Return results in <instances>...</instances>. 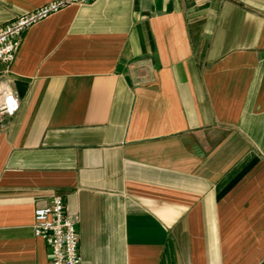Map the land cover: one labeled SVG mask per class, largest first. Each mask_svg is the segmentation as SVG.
Returning a JSON list of instances; mask_svg holds the SVG:
<instances>
[{
  "label": "crops",
  "instance_id": "crops-1",
  "mask_svg": "<svg viewBox=\"0 0 264 264\" xmlns=\"http://www.w3.org/2000/svg\"><path fill=\"white\" fill-rule=\"evenodd\" d=\"M51 1L0 0V27ZM6 77L0 264H50L57 196L84 264L264 262V0L70 5Z\"/></svg>",
  "mask_w": 264,
  "mask_h": 264
},
{
  "label": "built area",
  "instance_id": "built-area-1",
  "mask_svg": "<svg viewBox=\"0 0 264 264\" xmlns=\"http://www.w3.org/2000/svg\"><path fill=\"white\" fill-rule=\"evenodd\" d=\"M95 1L54 0L0 27V134L3 132L4 120L15 116L20 110L18 95L6 75L8 67L17 57L23 33L70 5ZM34 219V234L47 244L50 264H84L79 248L78 218L66 213L62 197H54L49 205L37 208Z\"/></svg>",
  "mask_w": 264,
  "mask_h": 264
},
{
  "label": "water",
  "instance_id": "water-1",
  "mask_svg": "<svg viewBox=\"0 0 264 264\" xmlns=\"http://www.w3.org/2000/svg\"><path fill=\"white\" fill-rule=\"evenodd\" d=\"M261 264H264V262H263V263H261Z\"/></svg>",
  "mask_w": 264,
  "mask_h": 264
}]
</instances>
